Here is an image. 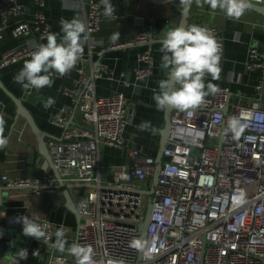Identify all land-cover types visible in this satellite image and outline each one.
<instances>
[{
  "label": "built area",
  "instance_id": "obj_1",
  "mask_svg": "<svg viewBox=\"0 0 264 264\" xmlns=\"http://www.w3.org/2000/svg\"><path fill=\"white\" fill-rule=\"evenodd\" d=\"M251 1L264 4V0ZM35 3L34 20L18 22L12 32L15 36H31L37 31L40 41L32 42L29 38L25 45L6 51L0 65L31 56L41 40L51 33L43 11L46 0H35ZM75 5L78 9L88 7L86 16L79 19L86 25L87 37L97 42L92 33L101 27L100 0H78ZM25 10L17 0H1L0 38L9 17ZM112 16H116V9ZM200 26L209 29L220 44L221 70L219 78L214 79L220 91L209 94L191 116L178 109L172 112L164 161L151 198L153 210L147 239L150 255L143 252L140 257L139 250L130 247V242L141 239L139 225L148 204L143 184L154 177L155 156L131 146L132 164L111 170L106 180L100 174L101 146L127 145L124 133L133 118L128 98L120 91L96 94L95 85L88 81L82 66L87 62L84 52L76 66L85 89L67 87L64 90L77 102L83 121L67 126L62 137L50 139L48 146L63 180L93 185L77 205L84 217L77 244L91 246L97 264H107L110 259H122L125 264H264V80L255 87L259 97L231 105V89L221 84L224 26ZM147 41L144 29L135 39L103 45L102 50ZM263 65L262 51L258 46H251L246 68L255 70ZM154 68L155 58L150 47L139 56L136 76L148 77ZM56 75L59 74L53 71L52 76ZM99 75L102 72L91 74L92 77ZM228 102L225 113L223 108ZM66 112L64 108L55 112L53 122L66 124ZM231 117L245 125L239 138L227 131ZM2 180L9 186L52 187L56 176L47 170L37 180L7 175ZM241 195L242 203L236 199ZM37 224L47 225L43 239L54 245L55 224L48 218L40 219ZM74 262L75 258L66 253L53 254L48 264ZM0 264H3L1 260Z\"/></svg>",
  "mask_w": 264,
  "mask_h": 264
},
{
  "label": "crops",
  "instance_id": "obj_2",
  "mask_svg": "<svg viewBox=\"0 0 264 264\" xmlns=\"http://www.w3.org/2000/svg\"><path fill=\"white\" fill-rule=\"evenodd\" d=\"M17 1L23 4L26 10L22 14L9 17V24L3 29V36L0 38V61L6 51L25 45L29 38L32 42L40 41L37 31L31 36L13 34V26L23 20L33 21L37 10L35 0ZM76 1L78 0H46L43 8L46 22L51 33L59 34L58 42L63 35L60 25L62 18L71 20L86 16L88 7L78 9L75 5ZM110 3L115 6L116 16L105 17L104 6H101V27L92 33L97 42L93 43L89 38L83 41V52L87 62L82 66L88 81L94 83L98 96L116 91L126 95L128 109L133 113V118L124 133L126 146L107 144L101 146L100 174L104 180L109 178L111 170L120 165L133 163L129 148L131 146L155 158L159 153L167 109L158 110L153 95L154 92L159 91V81L167 77L168 71L161 68L163 53L160 52L159 38L163 35L162 32L179 25L182 11L179 0H157V2L154 0H110ZM78 12H80L79 15H77ZM190 22L189 25L224 26L225 45L221 84L231 89V105L247 103L259 97L255 87L260 80H264V67L248 70L246 61L249 49L253 45L258 46L264 53L262 46L264 44V14L248 8L239 20H234L226 17L219 9L212 10L207 4L203 8H198L193 3ZM1 23L0 12V25ZM144 29L154 33V39L149 40L148 36V41L153 42L155 68L150 76L138 78L135 69L139 65V56L145 49L150 48V45H126L105 51L102 50V46L135 39ZM116 32L120 33V37L113 41L111 37ZM46 42L44 38L40 43ZM30 58L31 56H27L18 61L0 65V79L9 92L23 99L39 128L46 133L45 139L48 145L50 139H60L67 126L83 121L77 102L64 90L68 87L83 91L85 84L79 81L81 73L75 65L71 72L64 76H52L54 83L51 87L34 89L31 93H27L20 84L15 82L14 77L23 68L25 61ZM94 72H102V75L92 77L91 74ZM214 82L210 75L205 76V85L214 84ZM49 97L54 98L55 104L45 109L43 104ZM63 108L67 110L66 124L54 123L53 114ZM0 114L5 120L3 135L8 141L5 146L0 147V232L3 233L0 236V260L3 264H48L53 254H66L67 250L61 253L43 238L24 236L23 225L17 222V218L28 216L35 223L42 218H48L55 224L54 241L56 240L55 232L63 225L67 240L66 249L71 244L77 243L81 223L76 213L68 207L66 194L61 186L24 185L21 188L11 189L2 180L3 175L10 178L37 180L44 177L51 167L47 164L49 159L42 151L40 139L30 121L19 114L15 100L1 86ZM144 121L150 122L155 131L152 129L140 131L138 125ZM66 182L70 184L69 193L76 206L93 186L79 181ZM143 186L145 190H150L153 186V177ZM20 249L27 250V259L18 257L17 252Z\"/></svg>",
  "mask_w": 264,
  "mask_h": 264
},
{
  "label": "clouds",
  "instance_id": "obj_3",
  "mask_svg": "<svg viewBox=\"0 0 264 264\" xmlns=\"http://www.w3.org/2000/svg\"><path fill=\"white\" fill-rule=\"evenodd\" d=\"M104 6L105 17L111 18L115 9L110 0H101ZM181 15H188L191 10L193 0H180ZM198 8H203L205 4L212 10H221L226 17L239 20L249 8L248 0H194ZM61 32L59 38L57 33H49L46 36V43L36 46V50L31 53V58L26 60L23 68L15 75L14 80L22 86V89H41L51 87L53 71L60 76L71 72L78 59L83 53V41L87 40L86 25L78 18L71 20L61 19ZM120 33L112 35L113 41L118 40ZM162 55L161 68L168 70L167 77L159 81V91L154 92L153 100L158 110L176 108L187 112L189 116L192 111L205 103V98L209 94H216L219 87L213 83L205 85V76L210 75L213 79L219 78L220 73V44L214 34L207 28L198 25H180L170 30L164 31L160 38ZM55 104V100L49 97L43 104L45 109ZM5 120L0 114V147L7 144V139L3 135ZM245 125L236 117H231L228 122L227 131L231 132L234 138L244 131ZM140 131L152 129L148 121L138 125ZM243 202V195L236 198ZM18 223L23 225V235L33 238H44L47 225L35 223L28 216L17 218ZM3 233L0 232V236ZM65 229L63 225L55 232L56 240L53 245L59 252L65 250L75 258L74 264H97L94 260V252L91 246H82L73 243L67 247L65 239ZM130 247L145 252L150 255L148 242L142 239H134L130 242ZM35 254V253H33ZM20 259H27L26 249L17 252ZM107 264H125L124 260L110 259Z\"/></svg>",
  "mask_w": 264,
  "mask_h": 264
},
{
  "label": "water",
  "instance_id": "obj_4",
  "mask_svg": "<svg viewBox=\"0 0 264 264\" xmlns=\"http://www.w3.org/2000/svg\"><path fill=\"white\" fill-rule=\"evenodd\" d=\"M154 1L157 2V0H154ZM193 3H194V0H193ZM193 3H192V5H193ZM248 3L250 5L249 8H252V9L257 10L260 13L264 14V4L257 3V2L251 1V0H248ZM192 5H191V8H192ZM190 12H191V10H190ZM190 12L186 16L181 15V20H180L178 26H180V25L188 26L189 23H191L190 22ZM162 34H164V33L162 32ZM147 36H149V40L154 39V33L151 31L147 32ZM162 36L163 35H160V38ZM143 44L150 45L152 48L153 42H151V41H147L145 43L137 42V43L132 44V45H143ZM262 46H263V50H264V44ZM121 47H124V46H121ZM263 59H264V53H263ZM263 67H264V65H263ZM0 86L3 89H5V91H7V93L10 94L11 97L15 100V102L18 106L19 114L23 115L24 117H26L30 121L31 126L33 127L34 131L36 132V134L38 135V137L40 139L41 149L45 153L47 158L49 159L47 164L51 167V170L54 172V174L56 176V181L54 182L53 186H61L64 189L65 194H66V203H67L68 207H70L72 209V211H74L76 213L77 218L79 219V222L82 223L84 221V217L82 216V214L78 210V207L76 206L75 202L73 201L72 197L70 196V193H69L70 184L67 183L65 180H63L59 169L56 167L55 163L53 162L52 155L50 153V150L48 148V145H47V142L45 139L46 133H44V131H42L39 128V126L37 125L36 121L34 120L32 114L29 112L26 105L24 104L23 99L20 97H16L11 92H9L7 90V88L5 87V85L3 84V82L1 81V79H0ZM231 96H232V92L230 93V98H231ZM230 98H229V100H230ZM228 108H229V102L223 108L225 113L228 112ZM174 109H176V108H167L166 123H165L164 129H163V137H162L159 153L156 157V169H155V174L153 177V186L150 190H145V192L148 194V204H147V208H146L145 217L139 225L140 232H141V239L145 240V241H147V239H148V226L150 223V218H151V214H152V210H153V202L151 201V198L155 194L157 183H158V175L162 169V165H163V161H164V154L163 153H164V149L167 145V140H168L170 127H171V115H172V112ZM23 186L24 185H15V186H10V188L11 189L21 188ZM27 187H30V186H27ZM31 187H36V186L32 185ZM142 254H143V252L139 250V256L140 257L142 256Z\"/></svg>",
  "mask_w": 264,
  "mask_h": 264
},
{
  "label": "rangeland",
  "instance_id": "obj_5",
  "mask_svg": "<svg viewBox=\"0 0 264 264\" xmlns=\"http://www.w3.org/2000/svg\"><path fill=\"white\" fill-rule=\"evenodd\" d=\"M147 201H148V199H147Z\"/></svg>",
  "mask_w": 264,
  "mask_h": 264
}]
</instances>
